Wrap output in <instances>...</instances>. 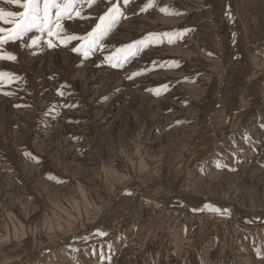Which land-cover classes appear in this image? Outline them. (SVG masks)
Wrapping results in <instances>:
<instances>
[{"label": "rangeland", "instance_id": "1", "mask_svg": "<svg viewBox=\"0 0 264 264\" xmlns=\"http://www.w3.org/2000/svg\"><path fill=\"white\" fill-rule=\"evenodd\" d=\"M149 2L75 0L77 37L113 3L123 13L87 58L76 40L66 65L55 36L44 65L27 49L0 62V264H264V0ZM178 170L162 204L126 211L127 191L155 197ZM112 215L103 239L39 253Z\"/></svg>", "mask_w": 264, "mask_h": 264}, {"label": "snow or ice", "instance_id": "2", "mask_svg": "<svg viewBox=\"0 0 264 264\" xmlns=\"http://www.w3.org/2000/svg\"><path fill=\"white\" fill-rule=\"evenodd\" d=\"M94 0H89V3H93ZM129 0H124V3L127 4ZM153 0H150L149 4L145 8L152 5ZM4 3L8 5H14L22 9L23 11L14 12L8 11L4 8H0V24L11 25V28L0 27V44L4 43L6 40L14 41L20 39L24 35L33 30L43 33L47 30L48 35L53 34L52 24L53 21L50 19L52 15V9L55 8V26L60 27V20L68 18L70 12L74 10L75 0H64L63 3H60L59 0H4ZM41 4L43 6H41ZM145 10L144 8L141 9ZM166 14H173L168 12L167 8L159 9ZM179 15V13H175ZM77 15L79 13L77 12ZM123 16L121 9L113 3L111 7L107 8L103 15L98 17L99 22L96 23L95 27L89 32L86 36L77 37L75 35L67 36V40H81L82 43L79 48H73V51H78L83 54L85 58L89 56L90 53L95 51L97 45L102 40V38L117 24L120 17ZM150 36L153 34H149ZM162 35L171 37V33H163ZM39 38L33 40V43H36ZM148 38L142 39L141 41L134 42L131 45L125 46V49H121V52L127 51L130 54H135L133 51L137 45H143ZM171 43V39L169 40ZM51 47L52 45L49 44ZM31 47V45H29ZM0 59L15 60L16 58L12 55H0ZM109 63L113 67H119V62H113V57H106ZM155 63V62H153ZM169 64H178L176 61H170ZM136 73L134 75H138ZM5 73H0V77H4ZM131 79V77H129ZM164 89H167V85L162 86ZM209 207L205 205V208ZM214 211L220 212V214H226L227 209H214ZM87 237H85L86 239Z\"/></svg>", "mask_w": 264, "mask_h": 264}, {"label": "crops", "instance_id": "3", "mask_svg": "<svg viewBox=\"0 0 264 264\" xmlns=\"http://www.w3.org/2000/svg\"><path fill=\"white\" fill-rule=\"evenodd\" d=\"M41 6H43V5L41 4ZM3 8L8 10V11H14V12L23 11L22 9H18V8H16L14 10L12 8V6L8 5V4H5V6ZM55 12H56V9L54 10V8H53L52 9V15L50 17V19L53 21V24H52L53 34L51 36H49L47 30H45L43 33L33 30L32 32H29L26 35H24L23 37L34 34L36 36L35 39L37 37L39 38L37 40V42H36V44H38V45L35 46V43H33V40L30 43L31 47H29V46L27 47V44L22 43L15 51L16 53L20 52V54L16 56V59L23 60L24 59V54L26 52L25 49H27L29 51L28 56L30 54H33V58H32L33 62L38 60L39 62H41L44 65L46 62L51 61L53 59L52 57H54V54H58V51L56 49H54V48H49L47 46L46 42H47V40L50 37H51L50 40L52 41V38L55 37V36L58 38L57 43L61 45L60 52L62 54H66V55L69 54V50L71 48V45H75L77 43V41L76 40H67V36L74 35L75 26L78 24V19H77L75 13L70 12L68 18H64V19L60 20V22H59L60 23V27L57 28L55 26V21H56ZM23 37H21L20 39H16L14 41L6 40L4 43H6L5 45H9L10 44V46H11L13 43L22 42V38ZM18 41H20V42H18ZM27 42L28 41H26V43ZM2 44H0V45H2ZM38 47H40V48H38ZM5 50L6 51H10V53L8 55H12L13 56V52L11 50H9V49H5ZM79 57H81V56H79ZM0 61H3V60L0 59Z\"/></svg>", "mask_w": 264, "mask_h": 264}, {"label": "bare ground", "instance_id": "4", "mask_svg": "<svg viewBox=\"0 0 264 264\" xmlns=\"http://www.w3.org/2000/svg\"><path fill=\"white\" fill-rule=\"evenodd\" d=\"M198 1V0H197ZM201 1V0H200ZM244 1V0H243ZM188 2V1H187ZM2 3V2H1ZM193 3V2H192ZM2 5V4H1ZM198 5V4H197ZM189 7V6H188ZM210 10V9H209ZM242 10V9H241ZM202 12V11H201ZM226 12V11H225ZM242 12V11H241ZM206 15V14H205ZM239 15V14H238ZM227 16V15H226ZM201 18V17H200ZM205 18V17H204ZM245 18V17H244ZM74 21V20H73ZM77 21V20H76ZM89 21V20H88ZM132 21V20H131ZM212 21V20H211ZM165 22V21H164ZM221 22V21H220ZM74 23V22H73ZM72 23V24H73ZM128 23V22H127ZM67 25V24H66ZM213 25V24H212ZM5 26V25H4ZM2 27V26H1ZM69 27V26H68ZM76 27V26H75ZM123 27V26H122ZM5 28V27H4ZM74 28V27H73ZM72 29V28H71ZM205 30V29H204ZM209 30V29H208ZM131 34V33H130ZM127 35V34H126ZM132 37V36H131ZM207 37V36H206ZM215 37V36H214ZM128 39V38H127ZM195 39V38H194ZM201 40V39H200ZM209 40V39H208ZM217 40V39H216ZM42 44V43H41ZM28 45V44H27ZM38 44H36L35 43V46H37ZM190 45V44H189ZM9 46V45H8ZM17 46V45H16ZM205 46V45H204ZM220 46V45H219ZM218 46V47H219ZM199 47V46H198ZM38 48H40V47H38ZM151 52V51H150ZM154 52V51H153ZM157 52H159L158 50H157ZM169 52V51H168ZM187 52V51H186ZM190 53V52H189ZM24 54V53H23ZM173 54V53H172ZM193 54V53H192ZM190 55V54H189ZM46 56V55H45ZM43 58V57H42ZM53 58V57H52ZM51 58V59H52ZM186 59V58H185ZM2 60V59H1ZM70 60V59H69ZM197 60V59H196ZM206 60V59H205ZM61 61L62 62H64V63H66V65L68 64L67 63V59H66V56L64 55V54H62V57H61ZM211 61V60H210ZM0 62H2V61H0ZM191 62V61H190ZM3 63V62H2ZM8 63V62H7ZM39 63V62H38ZM5 64V63H4ZM6 65V64H5ZM24 65V64H23ZM0 67H2L1 66V63H0ZM180 70V69H179ZM229 70V69H228ZM82 71V70H81ZM261 71V70H260ZM172 72V71H171ZM0 73H1V71H0ZM170 73V72H169ZM258 73V72H257ZM177 74V73H176ZM204 74V73H203ZM76 76V75H75ZM177 76V75H176ZM5 78V77H4ZM7 78V77H6ZM203 78V77H202ZM93 79H97V78H93ZM106 79V78H105ZM148 79V78H147ZM5 80V79H4ZM162 80V79H161ZM231 81V80H230ZM260 85V84H259ZM142 86V85H141ZM144 86V85H143ZM193 88V87H192ZM256 89V88H255ZM259 91V90H258ZM133 93V92H132ZM143 97V96H142ZM197 97V96H196ZM144 98V97H143ZM171 98V97H170ZM173 98V97H172ZM201 98V97H200ZM204 98V97H203ZM254 98V97H253ZM145 99V98H144ZM143 99V100H144ZM247 99V98H246ZM1 100V99H0ZM142 100V101H143ZM157 100V99H156ZM159 100V99H158ZM174 100V99H173ZM195 100V99H194ZM250 100V99H249ZM255 100V99H254ZM136 101H138V100H136ZM61 102V101H60ZM146 103V102H145ZM206 103V102H205ZM248 103V102H247ZM256 103V102H255ZM0 104H2V102L0 101ZM143 104V103H142ZM200 104V103H199ZM150 105V104H149ZM138 106V105H137ZM140 106L141 105H139V107L138 108H140ZM145 106V105H144ZM243 107V106H242ZM3 108H4V105H2V108L0 109V110H3ZM144 108V107H143ZM128 109V108H127ZM198 109V108H197ZM234 109V108H233ZM188 110V109H187ZM4 111V110H3ZM160 111V110H159ZM194 111H196V110H194ZM1 112V111H0ZM8 112V111H7ZM156 112V111H155ZM175 112V111H174ZM21 114V112H16V113H14V115L15 114ZM186 113V112H185ZM242 113V112H241ZM176 114H178L177 112H176ZM229 114V113H228ZM243 114V113H242ZM2 115V114H1ZM152 115V114H151ZM169 115V114H168ZM187 115V114H186ZM153 116H155V115H153ZM191 116V115H190ZM245 116V115H244ZM13 117H15V116H13ZM1 119L3 120L4 119V121H5V117H3V118H0V121H1ZM150 119V118H149ZM156 120V119H155ZM151 121V120H150ZM169 121V120H168ZM172 121V120H171ZM170 121V122H171ZM2 122V121H1ZM19 122V121H18ZM165 124V123H164ZM3 126V125H2ZM86 127V126H85ZM164 127H165V125H164ZM0 129H2V128H0ZM175 131H177V130H175ZM179 131V130H178ZM181 132V131H180ZM1 133V132H0ZM190 133V132H189ZM197 133V132H196ZM160 134H162V133H160ZM169 135V134H168ZM172 136V135H171ZM175 136V135H174ZM190 136V135H189ZM118 138V137H117ZM120 141V140H119ZM132 141V140H131ZM3 142V141H2ZM113 142V141H112ZM112 142H111V144L110 145H112ZM176 143V142H175ZM41 144V143H40ZM121 144V143H120ZM212 145V144H211ZM113 146V145H112ZM125 146V145H124ZM40 147V146H39ZM123 147V146H122ZM212 147V146H211ZM121 149V148H120ZM125 149V148H124ZM175 149V148H174ZM185 149V148H184ZM122 150V149H121ZM126 150V149H125ZM130 150V149H129ZM244 150V149H243ZM119 151V150H118ZM126 152H128L129 153V151H126ZM214 152V151H213ZM123 153V152H122ZM116 154V153H115ZM127 154V153H126ZM110 155V154H109ZM114 155V154H113ZM128 155V154H127ZM142 155V154H141ZM123 156H124V154H123ZM129 156V155H128ZM127 156V157H128ZM134 156V155H133ZM132 156V157H133ZM145 156V155H144ZM136 157V156H135ZM142 157V156H141ZM113 159V158H112ZM124 159V158H123ZM140 159V158H139ZM147 159V158H146ZM145 159V160H146ZM170 159V158H169ZM135 160V159H134ZM133 160V161H134ZM138 160V159H137ZM78 161V160H77ZM133 161H129V162H133ZM167 161V160H166ZM185 161V160H184ZM76 162V161H75ZM74 162V163H75ZM141 162V161H140ZM146 162V161H145ZM167 162H169V161H167ZM186 162H187V160H186ZM78 163V162H77ZM142 163H143V160H142ZM172 163V162H171ZM131 164V163H130ZM141 164V163H140ZM167 164V163H166ZM198 164V163H197ZM72 165V164H71ZM139 165V164H138ZM143 165V164H142ZM149 166H150V164H148ZM183 165V164H182ZM15 166V165H14ZM76 166V165H75ZM144 166H145V164H144ZM143 166V167H144ZM133 167V166H132ZM136 167V166H135ZM159 167V166H158ZM161 167V166H160ZM140 168H141V166H140ZM149 168V167H148ZM183 168V167H182ZM181 168V169H182ZM72 169L74 170V168L72 167ZM180 169V168H179ZM135 170V169H134ZM166 170V169H165ZM81 171V170H80ZM111 171V170H110ZM169 171V170H168ZM179 171L180 170H178L175 174H173L172 173V175H170V176H167L166 178H168V180H167V184L163 187V192L161 193V194H159V195H157V196H147V195H145V194H142V193H135V192H131L132 193V196H128L127 194H124L123 196H122V198L125 200V202L128 200V204H127V206H126V211L127 210H129L130 209V207L131 208H133L132 206V204H134V203H132L133 202V200L135 201V200H138L139 198H142V199H144L145 201H147V202H150L151 204L152 203H154V204H158V203H160V204H162V202H161V196H163L166 192H167V190H168V184L170 183V178H172V177H176L177 175H180L179 174ZM244 171V170H243ZM75 172H76V170H75ZM116 172V171H115ZM79 173V172H78ZM132 173H133V170H132ZM138 173H140V170H138ZM142 173V172H141ZM106 174V173H105ZM113 174L115 175V173L113 172ZM25 175V174H24ZM109 175V174H108ZM112 175V174H111ZM110 175V176H111ZM169 175V174H168ZM213 176V175H212ZM252 176V175H251ZM113 177V176H112ZM161 177V176H160ZM162 177H164V176H162ZM250 177V176H249ZM109 178V177H108ZM116 177H114V179H115ZM122 179V178H121ZM126 179V178H125ZM120 180V179H119ZM123 180V179H122ZM128 180V179H127ZM188 180V179H187ZM221 180V179H220ZM230 180V179H229ZM234 180V179H233ZM124 181V180H123ZM210 181V180H209ZM226 181V180H225ZM235 181V180H234ZM113 182H114V180H113ZM125 182V181H124ZM128 182V181H127ZM127 182H125V183H127ZM145 182V181H144ZM228 183V182H227ZM234 183V182H233ZM112 184V183H111ZM111 184H110V186H111ZM115 184H116V182H115ZM119 184V183H118ZM117 184V185H118ZM121 184H123V183H121ZM237 184V183H236ZM108 185H109V183H108ZM120 185V184H119ZM200 185V184H199ZM219 185V184H218ZM198 186V185H197ZM211 186V185H210ZM80 187V186H79ZM149 187V186H148ZM204 187V186H203ZM111 188V187H110ZM113 188V187H112ZM111 188V189H112ZM120 188V187H119ZM231 188V187H230ZM253 188V187H252ZM81 189V188H80ZM100 189V188H99ZM189 189H191V188H189ZM220 189V188H219ZM225 189V188H224ZM78 190V189H77ZM189 191V190H188ZM194 191V190H193ZM196 191V190H195ZM257 191V190H256ZM109 194V193H108ZM168 194V193H167ZM174 195V194H173ZM250 195V194H249ZM99 196V195H98ZM161 197V198H160ZM203 197V196H202ZM109 199V198H108ZM71 200V199H70ZM175 200V199H174ZM238 200V199H237ZM183 201V200H182ZM182 201H180V202H182ZM229 201V200H228ZM66 202V201H65ZM77 202V201H76ZM174 203L173 204H178L179 202H177V201H173ZM186 202V201H185ZM85 203V202H84ZM172 203V202H171ZM251 203V202H250ZM167 204V203H166ZM169 204V203H168ZM187 204V203H186ZM185 204V205H186ZM190 204V203H189ZM209 204V203H208ZM125 205H126V203H125ZM170 205V204H169ZM169 205H166V206H169ZM205 205V204H204ZM259 205V204H258ZM137 206V205H136ZM177 206H179V205H177ZM106 207V206H105ZM189 207V206H188ZM97 208V207H96ZM100 208V207H99ZM202 208V207H201ZM234 208V207H233ZM103 209V208H102ZM101 210V209H100ZM99 210V211H100ZM115 210V209H114ZM133 210V209H132ZM132 210H130L131 211V213H132ZM136 210V209H135ZM196 210V209H195ZM96 211H98V210H96ZM103 211V210H102ZM177 211H179L178 209H177ZM176 211V212H177ZM77 212V211H76ZM113 212V211H112ZM160 212V211H159ZM100 213V212H99ZM109 213V212H108ZM129 213V212H128ZM89 214V213H88ZM107 214V213H106ZM119 215V214H118ZM123 215V214H122ZM166 215V214H165ZM68 216H70V215H68ZM103 216V215H102ZM109 216V215H108ZM121 216V215H120ZM86 217V216H85ZM107 217V216H106ZM111 217H113V215L111 216ZM122 217V216H121ZM124 217V216H123ZM155 217H156V215H155ZM171 217V216H170ZM243 217V216H242ZM245 217V216H244ZM134 218V217H133ZM106 219V218H105ZM107 219H108V217H107ZM106 219V220H107ZM117 219H119V216H116V217H113V218H110L109 220V222H108V220H107V222L105 221V222H103L104 224H102L103 226H102V228H100V231H102V233L105 231H109L110 230V226H111V224L113 223V222H115ZM122 219V218H121ZM130 219V218H129ZM181 219V218H180ZM144 222V221H143ZM94 224H96V223H94ZM57 225V224H56ZM146 226V225H145ZM201 226V225H200ZM3 228V227H2ZM8 228V227H7ZM13 228V227H12ZM61 228V227H60ZM152 228V227H151ZM175 228V227H174ZM102 229V230H101ZM148 229V228H147ZM11 230V229H10ZM94 230V229H93ZM145 231H146V229H145ZM33 232V231H32ZM97 232V231H96ZM15 233V232H14ZM223 233V232H222ZM16 234H17V232H16ZM26 235V234H25ZM48 235V234H47ZM170 235V234H169ZM224 235V234H223ZM13 236H14V234H13ZM84 236V235H83ZM155 237V236H154ZM13 238V237H12ZM82 238V237H81ZM2 241V240H1ZM148 241V240H147ZM177 241V240H176ZM65 243H67V242H65ZM132 243V242H131ZM172 244V243H171ZM50 246V245H49ZM11 247V246H10ZM52 247V246H51ZM44 249V248H43ZM34 251V250H33ZM58 251V250H57ZM164 251V250H163ZM175 251V250H174ZM39 252V251H38ZM52 254V253H51ZM30 255H32L31 253L28 255V256H25V258L24 259H26L27 257H29ZM35 255V254H34ZM164 255V254H163ZM59 258V257H58ZM67 258H68V256H67ZM24 259H21V260H24ZM54 259V258H53ZM21 260H19L18 261V263L21 261ZM70 261V260H69ZM121 261H123V259L121 260ZM6 262V261H5ZM15 262V261H14ZM11 263H12V261H11ZM24 264V263H23ZM41 264V263H40ZM44 264V263H43ZM52 264V263H51ZM259 264V263H258Z\"/></svg>", "mask_w": 264, "mask_h": 264}, {"label": "water", "instance_id": "5", "mask_svg": "<svg viewBox=\"0 0 264 264\" xmlns=\"http://www.w3.org/2000/svg\"><path fill=\"white\" fill-rule=\"evenodd\" d=\"M218 109L220 110V100H219V102H218ZM213 135H214V134H213ZM198 151H200V150H196V151H194V153H196V152H198ZM191 153H193V152H191ZM185 165H186V161L184 162V167H185ZM126 194H127L128 196H132V193H131L130 191H127ZM166 205H167V204H166ZM109 233H110V230H109V231H106V232L104 231L102 234L97 235V236H86V237H87L86 239H85V236L82 237V238L73 239V240L67 242L66 244H64L65 242H63V243H59V244H56V245H54V246H52V247H49V248H47V249H44V250L40 251L39 253L47 252L48 250L53 249V248H56V247H66V246H72V245H76V244H80V243H87V242L92 241L93 239L100 240V239H103L104 237H106ZM37 254H38V253H37ZM35 255H36V254H35ZM26 260H27V259L21 260L19 263H20V264H23Z\"/></svg>", "mask_w": 264, "mask_h": 264}]
</instances>
